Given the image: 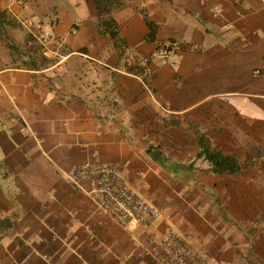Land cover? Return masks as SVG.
Returning a JSON list of instances; mask_svg holds the SVG:
<instances>
[{
	"label": "crops",
	"instance_id": "0c3cea01",
	"mask_svg": "<svg viewBox=\"0 0 264 264\" xmlns=\"http://www.w3.org/2000/svg\"><path fill=\"white\" fill-rule=\"evenodd\" d=\"M118 1L124 56L97 0H0V264H158L69 178L93 159L162 208L156 236L264 264V0ZM198 132L241 169L211 171Z\"/></svg>",
	"mask_w": 264,
	"mask_h": 264
},
{
	"label": "built area",
	"instance_id": "2783aa9c",
	"mask_svg": "<svg viewBox=\"0 0 264 264\" xmlns=\"http://www.w3.org/2000/svg\"><path fill=\"white\" fill-rule=\"evenodd\" d=\"M55 36L53 28L37 34L41 42L52 40ZM170 53L165 48L160 50L163 58ZM69 178L74 182L88 181L91 197L118 224L142 228V237L149 243L150 254L158 264H211L206 253L174 228L169 227L161 237L150 230L162 217L163 210L127 184L119 164L87 160L74 165Z\"/></svg>",
	"mask_w": 264,
	"mask_h": 264
},
{
	"label": "trees",
	"instance_id": "16d2710c",
	"mask_svg": "<svg viewBox=\"0 0 264 264\" xmlns=\"http://www.w3.org/2000/svg\"><path fill=\"white\" fill-rule=\"evenodd\" d=\"M97 1L101 15L100 26L102 28V32H108L111 35L114 41V45L120 49L122 56H124L126 50L128 49L127 42L125 38L120 34L117 21L113 16L110 15L111 6L119 5V1L118 0H97ZM144 17L149 27L147 38L149 40H154L157 32V24L151 18H149L148 15L145 14ZM165 49L168 51H172V49L168 47H165ZM159 54H160V50H159ZM126 65L128 71L135 74H141L143 76L145 75L147 65L143 66L139 62L131 65H129L127 62ZM146 81H148V77L146 78ZM198 143L201 149L199 157H204L206 160L209 161L210 163L209 168L211 171L215 173H224V172L235 173L241 169L242 166L235 155L224 154L222 151L212 148V146L210 145V140L205 136V134H201L200 132H198Z\"/></svg>",
	"mask_w": 264,
	"mask_h": 264
}]
</instances>
